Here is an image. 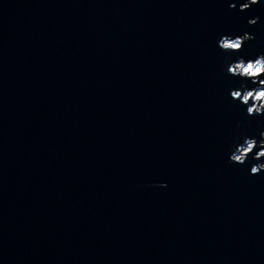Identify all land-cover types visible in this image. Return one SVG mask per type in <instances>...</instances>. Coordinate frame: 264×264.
Listing matches in <instances>:
<instances>
[{
  "label": "water",
  "instance_id": "95a60500",
  "mask_svg": "<svg viewBox=\"0 0 264 264\" xmlns=\"http://www.w3.org/2000/svg\"><path fill=\"white\" fill-rule=\"evenodd\" d=\"M244 2L0 0V264H264V158L229 163L264 132L226 72L264 54Z\"/></svg>",
  "mask_w": 264,
  "mask_h": 264
},
{
  "label": "clouds",
  "instance_id": "9594fccd",
  "mask_svg": "<svg viewBox=\"0 0 264 264\" xmlns=\"http://www.w3.org/2000/svg\"><path fill=\"white\" fill-rule=\"evenodd\" d=\"M259 3V0H246L240 6V10H247L252 5ZM232 8L236 5L232 4ZM259 17L250 19L248 23L255 25ZM254 39L249 33H244L242 36L233 38L230 35H224L218 41V47L225 52L233 53L243 50L244 44ZM227 64V60H226ZM226 72L229 75L239 77L245 81H251L255 87L248 88L246 85H241L239 89L231 90L230 95L234 100H239L243 105L247 106V114L264 115V54L257 56L255 59H245L243 56H238L235 62L227 64ZM259 140L256 138H249L243 136L242 143L234 145L231 152L229 163L244 164L251 156L252 159L260 161L264 158V132L259 133ZM259 148V151H255ZM264 171V163L253 164L250 169V174L256 175ZM157 187H165L164 183L155 185Z\"/></svg>",
  "mask_w": 264,
  "mask_h": 264
}]
</instances>
